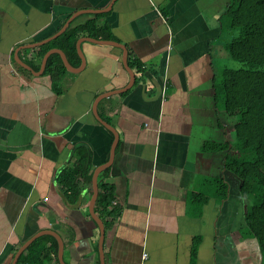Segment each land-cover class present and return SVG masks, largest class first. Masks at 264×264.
I'll use <instances>...</instances> for the list:
<instances>
[{
  "label": "crops",
  "instance_id": "crops-1",
  "mask_svg": "<svg viewBox=\"0 0 264 264\" xmlns=\"http://www.w3.org/2000/svg\"><path fill=\"white\" fill-rule=\"evenodd\" d=\"M112 1L96 27L126 48L132 86L120 48L82 41V69L69 71L56 92L40 66L58 48L40 58L42 45L21 47L51 37L73 14L68 27L84 24L97 15L89 10ZM228 4L0 0V264H12L21 245L45 230L60 237L64 264H101L92 194L85 189L73 205L55 183L79 145L91 152L92 173L115 146L98 174L117 206L111 225L103 224L104 264H264L244 221L250 202L224 167L226 151L202 150L204 142L234 140L236 118L215 88L230 60ZM44 264H60L58 243L57 262Z\"/></svg>",
  "mask_w": 264,
  "mask_h": 264
},
{
  "label": "trees",
  "instance_id": "trees-1",
  "mask_svg": "<svg viewBox=\"0 0 264 264\" xmlns=\"http://www.w3.org/2000/svg\"><path fill=\"white\" fill-rule=\"evenodd\" d=\"M103 15L97 14L77 27H68L59 37L42 45L38 56L42 58L49 49L58 48L72 66L78 67L76 42L80 37L112 39L107 27H96V20ZM224 20L227 33L236 34L227 43L226 52L243 65L237 70H222L221 79L215 85L225 112L236 118L234 140L224 144L204 142L202 150L226 151L224 167L239 181L240 194L250 202L244 218L247 234L257 241L264 257V0H229ZM44 72L50 77L54 90L60 92L62 80L69 71L58 54L48 57ZM75 153V160L55 179L64 199L73 205L78 203L85 189L92 194L91 152L79 145ZM97 182L94 212L107 228L117 213V206L112 205L115 201L112 187L104 184L101 176ZM226 190V186L220 184L217 196L225 197ZM46 260L57 262V243L51 236L36 239L22 252L17 264H44Z\"/></svg>",
  "mask_w": 264,
  "mask_h": 264
},
{
  "label": "water",
  "instance_id": "water-1",
  "mask_svg": "<svg viewBox=\"0 0 264 264\" xmlns=\"http://www.w3.org/2000/svg\"><path fill=\"white\" fill-rule=\"evenodd\" d=\"M113 4V1L110 2L109 6L104 8V9H95V10H89L88 12L91 13V14H102V13H105L107 11L110 10L111 6ZM77 15L73 14L72 16H70L67 21L63 24V26L54 34L52 35L51 37L49 38H46L45 40L43 41H40L38 43H33V44H30V45H25L24 47H21V48H26V49H31V48H35V47H38V46H41V45H44L45 43L55 39L56 37L60 36L63 32H65V30L68 28L69 24L71 23V21L76 17ZM82 41H88V42H91V43H95V44H98V45H107V46H112V47H116V48H120L122 50V53H123V64H124V67L125 69L128 71V73L131 75V81H130V87L132 86L133 82H134V76L133 74H131V71L128 67V64H127V50L126 48L119 44V43H116V42H113V41H105V40H99V39H94V38H89V37H83V38H80L78 39L77 41V44H76V51H77V54L81 60V66H80V69L79 68H74L72 67L64 53L60 50V49H52L50 51H48L43 59H42V62H41V66H40V71L41 73L44 71L45 69V66H46V62H47V59H48V56L52 53H56L60 56L62 62H63V65L64 67L66 68L67 71H70V72H77V71H80L82 69V66L84 64V57H83V54L80 50V42ZM17 52H15V55H17ZM15 61L18 65H20L21 67H23L24 69L30 71L31 73H34L32 72L31 68L23 63L21 61V59H19L18 57H15ZM98 101V100H97ZM97 101L94 103V106L93 108L95 107ZM93 114L94 116L96 117V119L99 121V123H101L104 127H106L108 130L114 132V130L111 128V126L109 124H107L105 121H103L96 113V111L94 110L93 111ZM115 147V146H114ZM114 147H112V150H111V157H110V160L107 164H105L104 166H99L97 167L93 173H92V177H91V182H92V195H91V199H90V203H89V214L90 216L93 218V220L98 224L99 228H100V234H101V237H100V242H99V253H100V259H101V264H104L103 263V256H102V239H103V235H104V227H103V223L101 222V220L96 216L95 212H94V203H95V200L97 198V195H98V182H97V178H98V174L99 172L108 167L109 164L111 163L112 161V157H113V153H114ZM42 235H51L53 236L56 240H57V243H58V261L60 264H64L63 262V259H62V248H63V245H62V241L60 239V237L57 235V233H55L54 231H50V230H45V231H42L40 233H37L36 235L32 236L30 239H28L24 244L21 245V247L16 251L15 255H14V258H13V261H12V264H16L17 263V260L19 258V256L22 254V252L34 241L36 240L38 237L42 236Z\"/></svg>",
  "mask_w": 264,
  "mask_h": 264
},
{
  "label": "rangeland",
  "instance_id": "rangeland-1",
  "mask_svg": "<svg viewBox=\"0 0 264 264\" xmlns=\"http://www.w3.org/2000/svg\"><path fill=\"white\" fill-rule=\"evenodd\" d=\"M234 37H236V34L235 35H229L228 36V42L231 41ZM230 60H227L225 65L226 67L225 68H228V69H232V70H237L239 68H242L243 65L240 64L239 62H236L234 60H232L231 58H229ZM224 65V64H223ZM224 65V66H225ZM221 79V75L219 76L218 78V81Z\"/></svg>",
  "mask_w": 264,
  "mask_h": 264
},
{
  "label": "built area",
  "instance_id": "built-area-1",
  "mask_svg": "<svg viewBox=\"0 0 264 264\" xmlns=\"http://www.w3.org/2000/svg\"><path fill=\"white\" fill-rule=\"evenodd\" d=\"M14 72H15V71H14ZM112 205H113V206H116V201H113Z\"/></svg>",
  "mask_w": 264,
  "mask_h": 264
}]
</instances>
